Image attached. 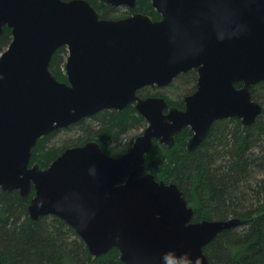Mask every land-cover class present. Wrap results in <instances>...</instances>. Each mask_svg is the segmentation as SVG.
Segmentation results:
<instances>
[{
  "label": "water",
  "instance_id": "obj_1",
  "mask_svg": "<svg viewBox=\"0 0 264 264\" xmlns=\"http://www.w3.org/2000/svg\"><path fill=\"white\" fill-rule=\"evenodd\" d=\"M133 9L137 0H101ZM160 15L100 18L87 0H0V189L28 198L30 219L55 216L98 258L115 248L122 264H208L203 248L241 220L193 222L174 183L145 173L153 143L171 149L189 128L188 152L217 121L255 124L264 107L252 86L264 83V0H151ZM65 47L66 81L49 70ZM197 72L185 108L140 98ZM242 86L237 88L235 84ZM132 104L146 127L119 157L90 141L65 149L46 169L30 166L39 138L104 110Z\"/></svg>",
  "mask_w": 264,
  "mask_h": 264
},
{
  "label": "trees",
  "instance_id": "obj_2",
  "mask_svg": "<svg viewBox=\"0 0 264 264\" xmlns=\"http://www.w3.org/2000/svg\"><path fill=\"white\" fill-rule=\"evenodd\" d=\"M87 1L104 19L122 18L133 12L148 15L153 20L160 18L149 0H137L133 9L113 8L101 0ZM119 11L122 14L115 16ZM10 42L11 31L5 27L0 35V54ZM66 57V48H58L49 66L52 75L62 82L66 81ZM196 80L197 73L191 70L174 82L193 83L194 91ZM154 91L155 88L148 87L137 95L141 98L162 96L169 105L182 108V101H173ZM250 92L252 100L264 107V83L252 86ZM145 126L144 118L132 104L122 110L100 111L39 138L31 151L29 164L46 169L65 149L90 141L96 142L110 156H121L131 147L133 137H129L130 133ZM71 130L79 133L75 141L61 148L51 146L57 133ZM190 135L189 128H183L175 135L171 149L154 142L145 156V173L178 187L194 211L193 222L241 220L240 226L221 232L203 248L208 264H264L262 117L251 127L243 126L237 118L214 122L202 143L188 152L185 142ZM33 197V188L26 199L16 190L0 189V264H122L115 248L94 258L74 230L55 216L30 219L28 205Z\"/></svg>",
  "mask_w": 264,
  "mask_h": 264
},
{
  "label": "rangeland",
  "instance_id": "obj_3",
  "mask_svg": "<svg viewBox=\"0 0 264 264\" xmlns=\"http://www.w3.org/2000/svg\"><path fill=\"white\" fill-rule=\"evenodd\" d=\"M149 2L151 4V0H149ZM121 14H122V11H119L115 14V16H119ZM193 85H194L193 83H187L185 85L184 84L182 85L180 82L173 81L170 86L165 87L163 89H157L154 91V93L166 96L173 101L183 102L184 97L193 92ZM142 131L143 129H138L137 131H133L132 133H130L129 137H133V141H134V139L138 135H140ZM78 135L79 133L76 130L60 131L52 138L51 146L54 148H61L65 144H69L70 142L75 141Z\"/></svg>",
  "mask_w": 264,
  "mask_h": 264
},
{
  "label": "flooded vegetation",
  "instance_id": "obj_4",
  "mask_svg": "<svg viewBox=\"0 0 264 264\" xmlns=\"http://www.w3.org/2000/svg\"><path fill=\"white\" fill-rule=\"evenodd\" d=\"M111 7H112V6H111ZM113 8H115V7H113ZM124 8H127V7L123 6V7H118L117 9H124ZM128 9H129V8H128ZM134 13H140V12H133V13H131L130 15H128V16H126V17H129V16H131V15L134 14ZM157 14H158V13H157ZM158 15H159V14H158ZM159 16H160V15H159ZM126 17H122V18H126ZM150 18H151V17H150ZM116 19H119V18H116ZM159 19H160V18H159ZM159 19H158V20H159ZM67 55H68V53H67ZM66 59H67V57H66ZM65 61H66V60H65ZM196 73H197V72H196ZM184 74H185V73H184ZM180 75H182V74H180ZM180 75H179V76H180ZM177 77H178V76H177ZM177 77H176V78H177ZM196 82H197V80H196ZM195 86H196V84H195ZM146 88H148V87H146ZM149 88H152V89L155 88V90H157V89H163V88H157V87H155V86H154V87H149ZM143 89H144V88H143ZM195 90H196V87H195ZM195 90H194V91H195ZM139 91H140V90H139ZM194 91H193V92H194ZM193 92H192V93H193ZM192 93H191V94H192ZM189 95H190V94H189ZM137 96H138V95H137ZM187 96H188V95H187ZM138 97H139V96H138ZM152 97H162V96H152ZM185 97H186V96H185ZM185 97H184V98H185ZM140 98H141V97H140ZM146 98H147V97H146ZM163 98H164V97H163ZM164 99H165V98H164ZM167 103H168V102H167ZM168 107H175V106H171V105L168 104ZM176 108H177V107H176ZM184 108H185V105H184V102H183L182 108H178V109L183 110ZM260 117H262V116H260ZM145 127H146V126H145ZM144 129H145V128H144ZM144 129H143V130H144ZM190 132H191V131H190ZM141 133H142V132H141ZM190 136H191V135H190ZM189 138H190V137H189ZM132 143H133V142H132ZM157 143H158V142H157ZM131 146H132V144H131ZM130 148H131V147H130ZM185 148H186V142H185ZM129 150H130V149H129ZM186 150H187V149H186ZM107 155H108V154H107ZM122 155H123V154H122ZM109 156H110V155H109ZM112 157H113V156H112ZM117 157H119V156H117Z\"/></svg>",
  "mask_w": 264,
  "mask_h": 264
}]
</instances>
